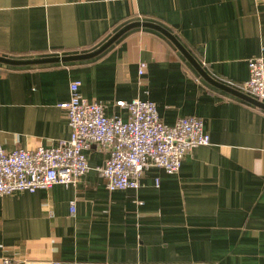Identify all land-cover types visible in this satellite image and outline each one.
Here are the masks:
<instances>
[{"label":"crops","instance_id":"obj_1","mask_svg":"<svg viewBox=\"0 0 264 264\" xmlns=\"http://www.w3.org/2000/svg\"><path fill=\"white\" fill-rule=\"evenodd\" d=\"M263 49L264 0H0L5 150L70 139L60 105L75 81L107 117L127 121L117 102L139 98L168 126L201 119L210 137L180 172L152 166L136 190L110 192L96 170L109 155L93 147L76 185L0 197V257L264 264V101L244 88Z\"/></svg>","mask_w":264,"mask_h":264},{"label":"built area","instance_id":"obj_2","mask_svg":"<svg viewBox=\"0 0 264 264\" xmlns=\"http://www.w3.org/2000/svg\"><path fill=\"white\" fill-rule=\"evenodd\" d=\"M248 62L250 75L244 88L251 97L264 101V58L254 57ZM140 65L139 73L143 75L147 65ZM80 86L79 82H72L69 100L60 105L69 119L70 139L31 151H7L0 143V197L18 191L50 190L55 184L76 185L90 171L85 152L93 147L109 155L96 170L108 190L114 192L139 189L145 172L152 166L169 175L177 174L188 153L210 145L204 122L197 117L180 118L168 126L159 116L155 102L139 98L117 102L127 111V121L119 116L107 117L104 104L86 99ZM70 205L74 214L76 205ZM0 264L14 261L0 257Z\"/></svg>","mask_w":264,"mask_h":264}]
</instances>
